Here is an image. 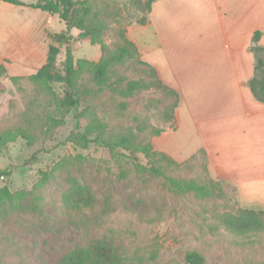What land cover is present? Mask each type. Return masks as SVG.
Masks as SVG:
<instances>
[{
	"label": "rangeland",
	"instance_id": "374dc122",
	"mask_svg": "<svg viewBox=\"0 0 264 264\" xmlns=\"http://www.w3.org/2000/svg\"><path fill=\"white\" fill-rule=\"evenodd\" d=\"M75 1L68 30L53 14L25 41L12 35L10 57L0 59V188L11 195L0 198V264H106L90 250L92 241L112 257L142 255L146 264H189L185 258L193 252L203 264H264V228L237 234L222 227L219 215L243 208L238 195L211 174L194 131L185 121L178 127L179 93L142 57L136 40L147 20L146 0ZM4 4L0 48L7 25L17 31L23 19L39 21L24 5ZM55 32L70 35L54 72L63 73L69 48L71 88L34 77ZM123 38L137 54L113 62L107 86L99 89L92 65ZM130 80L143 87L123 93ZM67 92L73 105L64 103ZM142 146L174 162L148 156ZM191 179L216 182L215 195L186 191ZM85 189L94 198L90 206L64 202Z\"/></svg>",
	"mask_w": 264,
	"mask_h": 264
},
{
	"label": "crops",
	"instance_id": "0c3cea01",
	"mask_svg": "<svg viewBox=\"0 0 264 264\" xmlns=\"http://www.w3.org/2000/svg\"><path fill=\"white\" fill-rule=\"evenodd\" d=\"M25 7L39 21L23 19L17 31L7 25L2 61L10 57L12 35L25 41L53 16ZM141 27L136 42L143 59L180 95L178 127L185 121L194 131L211 174L233 186L244 209L264 210V102L247 85L254 32L264 48V0H154Z\"/></svg>",
	"mask_w": 264,
	"mask_h": 264
},
{
	"label": "trees",
	"instance_id": "16d2710c",
	"mask_svg": "<svg viewBox=\"0 0 264 264\" xmlns=\"http://www.w3.org/2000/svg\"><path fill=\"white\" fill-rule=\"evenodd\" d=\"M5 2L11 3L13 5H24L34 9H40L42 11H47L50 14H57L58 17L65 22L66 30L70 26V14L73 7L76 4L75 0H36L33 3H25L21 0H4ZM154 0H146V11L150 10L151 4ZM144 19H141L142 23ZM260 35L259 31L254 32L252 36L251 50L256 56V61L254 65V75L248 80L247 85L250 88L253 96L264 102V57L259 56L260 51H264L263 47L256 44L258 37ZM53 43L49 44L47 57L45 63L36 71L34 77L39 80L44 81H62L65 83L67 88L72 87V81L74 76V68L72 63V58L70 55V49L66 51V58L62 62L63 73L54 72L56 70V56L59 53L60 45L67 43L70 40V35L67 32H55L49 34ZM136 47L133 42L126 38H123L121 43L111 51H105L100 60L92 65L93 76L99 85V89L107 86L106 72L109 66L113 62H121L125 59L134 57L136 55ZM143 65H149L144 63ZM153 69V68H152ZM3 71V67L0 65V73ZM118 82H112L110 85L114 86ZM143 87L139 80H130L126 83L125 89L122 90L123 93H130L133 90ZM172 93H176L173 90ZM176 95V94H175ZM75 98L71 92H67L64 98V103L67 105H73L75 103ZM176 105V102L174 103ZM173 105V106H174ZM172 106V107H173ZM142 152L148 156L155 155L160 159L166 161L167 163H173V159L164 153H158L151 151L148 146H142ZM151 170L155 174L164 175L163 171L157 167L152 166ZM164 178L170 182V184L181 187L183 186L181 181H177L174 178L164 175ZM216 182L212 180L200 181L196 179H191L185 184L186 191H194L203 196H214V188ZM10 193L5 188H0V198L10 197ZM94 198L90 190L85 189L75 192L72 196H68L64 199V202L70 207L81 208L82 206H90ZM218 219L226 230L234 232L237 234L252 233L260 231L264 228V211L262 210H250L240 208L238 211L233 213H223L218 216ZM90 250L94 252L95 257L106 264H121L119 261L127 260L129 264H146L145 257L142 255L133 254L131 256H126L125 258H119L116 256H110L109 251L101 246L96 241H92ZM186 262L189 264H203L205 259L201 254L189 253L186 258Z\"/></svg>",
	"mask_w": 264,
	"mask_h": 264
},
{
	"label": "bare ground",
	"instance_id": "6f19581e",
	"mask_svg": "<svg viewBox=\"0 0 264 264\" xmlns=\"http://www.w3.org/2000/svg\"><path fill=\"white\" fill-rule=\"evenodd\" d=\"M264 198V197H263Z\"/></svg>",
	"mask_w": 264,
	"mask_h": 264
}]
</instances>
